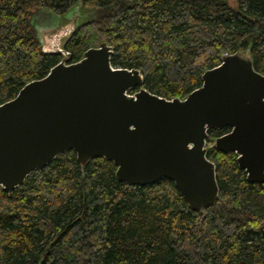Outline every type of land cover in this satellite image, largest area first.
<instances>
[{
	"label": "trees",
	"instance_id": "trees-1",
	"mask_svg": "<svg viewBox=\"0 0 264 264\" xmlns=\"http://www.w3.org/2000/svg\"><path fill=\"white\" fill-rule=\"evenodd\" d=\"M78 0H0V103L45 76L61 55L44 53L36 24L66 22ZM82 0L64 48L70 62L101 41L115 67L137 68L143 86L183 98L221 55L249 49L264 74V0ZM133 92V91H132ZM219 197L201 218L174 183L144 186L92 158L84 171L66 151L17 188L0 187V264H264V183H249L236 154L210 145Z\"/></svg>",
	"mask_w": 264,
	"mask_h": 264
},
{
	"label": "water",
	"instance_id": "water-1",
	"mask_svg": "<svg viewBox=\"0 0 264 264\" xmlns=\"http://www.w3.org/2000/svg\"><path fill=\"white\" fill-rule=\"evenodd\" d=\"M81 3L53 33L41 38L36 26L42 51L61 58L0 103L4 191L72 150L82 172L100 157L127 185L171 180L203 218L219 197L206 138L209 129L225 126L229 131L210 145L234 152L247 182L264 183V74L254 68L249 49L222 54L218 65L202 72L199 87L183 98H166L143 86L139 69L113 66L106 41L70 62L64 43L78 24Z\"/></svg>",
	"mask_w": 264,
	"mask_h": 264
},
{
	"label": "rangeland",
	"instance_id": "rangeland-1",
	"mask_svg": "<svg viewBox=\"0 0 264 264\" xmlns=\"http://www.w3.org/2000/svg\"><path fill=\"white\" fill-rule=\"evenodd\" d=\"M229 3L231 5H235L234 0H229ZM36 26L38 27L40 37L43 38L42 36L44 34L53 33L55 30L59 29L61 24L58 17L50 15L49 17H46V20L41 19V21L38 22Z\"/></svg>",
	"mask_w": 264,
	"mask_h": 264
}]
</instances>
